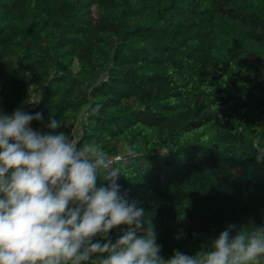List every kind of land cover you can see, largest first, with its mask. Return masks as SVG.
<instances>
[{
    "label": "trees",
    "instance_id": "16d2710c",
    "mask_svg": "<svg viewBox=\"0 0 264 264\" xmlns=\"http://www.w3.org/2000/svg\"><path fill=\"white\" fill-rule=\"evenodd\" d=\"M17 108L134 147L118 183L164 259L264 227V0H0V112Z\"/></svg>",
    "mask_w": 264,
    "mask_h": 264
},
{
    "label": "clouds",
    "instance_id": "9594fccd",
    "mask_svg": "<svg viewBox=\"0 0 264 264\" xmlns=\"http://www.w3.org/2000/svg\"><path fill=\"white\" fill-rule=\"evenodd\" d=\"M41 119L22 108L0 112V264H264V227L233 234L234 224L196 255L174 250L164 259L144 209L118 183L139 155L134 147L114 155L103 140L56 132L68 125L63 117L49 132L33 129ZM120 226L113 242L109 233Z\"/></svg>",
    "mask_w": 264,
    "mask_h": 264
},
{
    "label": "built area",
    "instance_id": "2783aa9c",
    "mask_svg": "<svg viewBox=\"0 0 264 264\" xmlns=\"http://www.w3.org/2000/svg\"><path fill=\"white\" fill-rule=\"evenodd\" d=\"M31 107H34V104H32ZM86 115H87V113L83 110V111L81 112V114H80L79 122L84 121V118H86Z\"/></svg>",
    "mask_w": 264,
    "mask_h": 264
}]
</instances>
